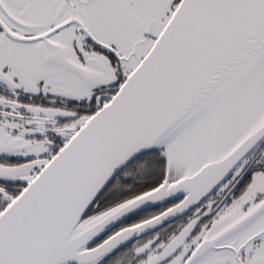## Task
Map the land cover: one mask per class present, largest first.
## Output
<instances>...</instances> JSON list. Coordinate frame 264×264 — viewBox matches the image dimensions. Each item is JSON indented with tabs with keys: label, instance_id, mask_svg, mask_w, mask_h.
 <instances>
[{
	"label": "water",
	"instance_id": "water-1",
	"mask_svg": "<svg viewBox=\"0 0 264 264\" xmlns=\"http://www.w3.org/2000/svg\"><path fill=\"white\" fill-rule=\"evenodd\" d=\"M263 68L264 0H180L109 102L0 212V264H99L196 207L264 141V74L256 108L247 97ZM187 132L190 160L168 159L163 144ZM160 149L166 174L158 187L86 217L126 167ZM171 167L181 175L169 183ZM173 201L161 216L90 248Z\"/></svg>",
	"mask_w": 264,
	"mask_h": 264
},
{
	"label": "flooded vegetation",
	"instance_id": "flooded-vegetation-1",
	"mask_svg": "<svg viewBox=\"0 0 264 264\" xmlns=\"http://www.w3.org/2000/svg\"><path fill=\"white\" fill-rule=\"evenodd\" d=\"M179 2L0 0V114L25 121L37 109L56 108L86 121L108 103L134 67L146 56H141L144 46H147L145 41H150L153 46ZM112 38L116 43L111 41ZM51 42L56 43L57 48L58 45L67 46L69 57L72 56L82 65L94 66L100 59L106 67L114 69L115 80L97 90L88 101L78 102L61 93H48L49 82L59 84V77L39 61L34 47H46ZM134 62L136 64L133 65ZM78 130L79 127L66 140L51 134L49 152L39 158L9 157L3 154L7 148L0 147V188L3 190L0 207L2 203L11 201ZM147 155L148 159L144 162L142 158ZM159 155L163 158V151L148 153L128 166L135 165L131 175L143 173L140 185L150 183L137 190L139 193L151 191L164 181L166 167L165 162L163 166L159 164ZM41 159H44V164H41ZM258 173L264 175V142L196 207L142 233L99 264H166L178 258L187 264L198 242L218 244L229 254L234 255L235 252L231 264H264V217L255 210L264 201V192H256L249 200L240 202L250 185H254L253 178ZM120 174L100 195L86 217L136 192L126 190L130 183L123 182ZM180 175L178 168L171 167L169 183ZM234 200L235 211L230 212L228 207ZM178 203L169 202L129 218L90 248L123 229L161 216ZM227 227L229 232L226 235L213 236L216 230ZM202 231L207 232L202 235Z\"/></svg>",
	"mask_w": 264,
	"mask_h": 264
},
{
	"label": "rangeland",
	"instance_id": "rangeland-1",
	"mask_svg": "<svg viewBox=\"0 0 264 264\" xmlns=\"http://www.w3.org/2000/svg\"><path fill=\"white\" fill-rule=\"evenodd\" d=\"M111 41L116 43L114 38ZM145 43L147 46H144L141 56L146 55V52L152 47L150 41H145ZM66 47L65 45H58L57 48L56 43L52 42L48 43L46 47H43V45L34 47V52L36 56H39V61L54 70V75L59 77V84L49 82L50 85L47 86L48 93L53 95L61 93L62 96L78 102L88 101L97 90L109 86L115 80L116 72L114 69L106 67L100 59H97V62L93 64L94 66L82 65L77 60L72 59V56L69 57ZM45 49L50 50L45 51ZM47 70L49 69L47 68ZM63 120L65 121L63 122ZM84 123V118L76 119L72 113L56 108L37 109L25 121H18L0 114V147L7 148V152H4L5 149H3V154L9 157L17 159L39 158L49 152L51 147L49 136L51 134L55 135L56 138L66 140L70 133L78 127L81 128ZM44 163V159H41V164ZM253 183L254 185H250L240 202L249 200L256 192H264L263 174H256ZM1 192H3L2 188H0V194ZM255 210L260 211L264 217V201ZM228 211H235V200L228 207ZM228 228L216 230L213 236L226 235L229 232ZM212 230L213 228L209 230V233ZM206 232L202 231L201 234L204 235ZM194 251L192 258L187 259V264H197L199 261H201L200 264H231L232 257L235 258V252L234 255L233 253H226L225 250L219 248L218 244L198 242ZM166 264H186V262L182 263L178 258Z\"/></svg>",
	"mask_w": 264,
	"mask_h": 264
},
{
	"label": "bare ground",
	"instance_id": "bare-ground-1",
	"mask_svg": "<svg viewBox=\"0 0 264 264\" xmlns=\"http://www.w3.org/2000/svg\"><path fill=\"white\" fill-rule=\"evenodd\" d=\"M264 74V68L261 70L259 75L255 77L254 80L251 81L250 88L248 91V96L250 99V102L255 105V108L257 106V97H258V85L261 81V78ZM239 119V118H238ZM237 120H233L234 123V128H235V123H237ZM241 129H239L238 132H240ZM191 140H192V135L191 133H180L176 135L171 142H166L163 144L165 154L168 159L177 161L179 159L184 160V161H189L191 158ZM233 144V143H232ZM230 144V145H232ZM229 145V146H230Z\"/></svg>",
	"mask_w": 264,
	"mask_h": 264
},
{
	"label": "trees",
	"instance_id": "trees-1",
	"mask_svg": "<svg viewBox=\"0 0 264 264\" xmlns=\"http://www.w3.org/2000/svg\"><path fill=\"white\" fill-rule=\"evenodd\" d=\"M150 155V154H149ZM149 155H147V156H145V157H143L142 158V160L145 162L146 161V159H148V156ZM158 161H159V164L160 165H164V162H165V167H166V160H165V158H164V156H163V158H162V156H160L159 155V158H158ZM135 164V163H134ZM134 167H135V165H132V166H130V167H128V168H126L125 170H123L122 171V173L120 174V179L123 181V182H129L130 183V185H128V187H126V190H133V191H136L135 193H132V194H130V195H128L127 197H125L124 199H118V200H116L114 203L115 204H113V205H111V206H109V207H112V206H114V205H116V204H118V203H120V202H122V201H125V200H128V199H130V198H132V197H135V196H137V195H139V194H142V193H139L140 191H137V190H141V189H143L145 186H147V185H149L150 183H142L141 185H140V183L142 182V178H143V173L142 172H140V173H138V172H135V174H133V175H131V171L132 170H134ZM146 181H147V179H146ZM144 191V190H143ZM6 204L7 203H2L1 204V207H0V209H3L5 206H6ZM109 207H107V208H109ZM106 208V209H107ZM105 210V209H104Z\"/></svg>",
	"mask_w": 264,
	"mask_h": 264
}]
</instances>
